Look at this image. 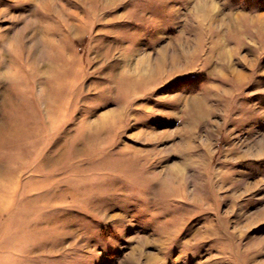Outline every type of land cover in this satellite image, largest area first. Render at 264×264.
<instances>
[{
  "label": "rangeland",
  "instance_id": "obj_1",
  "mask_svg": "<svg viewBox=\"0 0 264 264\" xmlns=\"http://www.w3.org/2000/svg\"><path fill=\"white\" fill-rule=\"evenodd\" d=\"M0 264H264V8L0 0Z\"/></svg>",
  "mask_w": 264,
  "mask_h": 264
},
{
  "label": "trees",
  "instance_id": "obj_2",
  "mask_svg": "<svg viewBox=\"0 0 264 264\" xmlns=\"http://www.w3.org/2000/svg\"><path fill=\"white\" fill-rule=\"evenodd\" d=\"M240 2H244L245 5L250 9L255 8H264V0H239Z\"/></svg>",
  "mask_w": 264,
  "mask_h": 264
}]
</instances>
